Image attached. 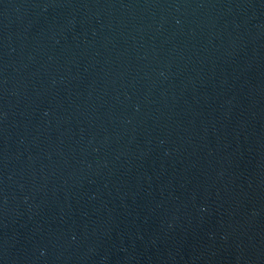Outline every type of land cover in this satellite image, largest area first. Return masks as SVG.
Instances as JSON below:
<instances>
[{
  "label": "water",
  "instance_id": "95a60500",
  "mask_svg": "<svg viewBox=\"0 0 264 264\" xmlns=\"http://www.w3.org/2000/svg\"><path fill=\"white\" fill-rule=\"evenodd\" d=\"M264 253V0H0V264Z\"/></svg>",
  "mask_w": 264,
  "mask_h": 264
}]
</instances>
